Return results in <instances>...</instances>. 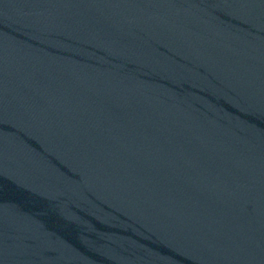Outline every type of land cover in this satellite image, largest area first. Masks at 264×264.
Instances as JSON below:
<instances>
[{
  "label": "water",
  "instance_id": "water-1",
  "mask_svg": "<svg viewBox=\"0 0 264 264\" xmlns=\"http://www.w3.org/2000/svg\"><path fill=\"white\" fill-rule=\"evenodd\" d=\"M0 264H264V0H0Z\"/></svg>",
  "mask_w": 264,
  "mask_h": 264
}]
</instances>
